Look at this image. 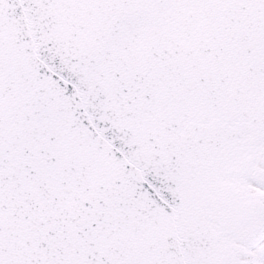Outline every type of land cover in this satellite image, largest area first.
<instances>
[{
    "label": "snow or ice",
    "instance_id": "6c2138e0",
    "mask_svg": "<svg viewBox=\"0 0 264 264\" xmlns=\"http://www.w3.org/2000/svg\"><path fill=\"white\" fill-rule=\"evenodd\" d=\"M0 264H264V0H0Z\"/></svg>",
    "mask_w": 264,
    "mask_h": 264
}]
</instances>
